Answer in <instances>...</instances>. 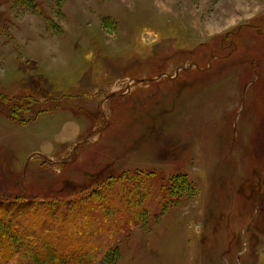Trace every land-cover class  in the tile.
I'll return each mask as SVG.
<instances>
[{"label":"rangeland","instance_id":"374dc122","mask_svg":"<svg viewBox=\"0 0 264 264\" xmlns=\"http://www.w3.org/2000/svg\"><path fill=\"white\" fill-rule=\"evenodd\" d=\"M34 2L0 0V196L109 185V264H264V0Z\"/></svg>","mask_w":264,"mask_h":264},{"label":"trees","instance_id":"16d2710c","mask_svg":"<svg viewBox=\"0 0 264 264\" xmlns=\"http://www.w3.org/2000/svg\"><path fill=\"white\" fill-rule=\"evenodd\" d=\"M14 2L15 5L21 4L38 10L34 0ZM21 96L23 95L18 93L8 96L0 88V112L18 122L30 120L24 119L22 115L25 109L30 111V107L23 108L22 104L13 102ZM132 175L119 174L117 184L125 191L127 202H134L131 206L138 210L137 214L143 215L145 209L139 203L141 197L147 193L148 182L135 186L133 178L137 175ZM89 190L64 205L28 198L23 194L12 196L3 193L0 196L3 200V205L0 204V223L3 222L0 226V241L3 242L0 253L3 261L14 264H87L97 260L106 264L114 262L117 255L107 247L111 241L106 237L109 232L104 230V225L113 224L121 207L116 206L114 193L109 185H100L99 188ZM133 193L135 195L132 196ZM102 199L104 200L100 204ZM90 202L101 205L100 214L97 215L91 207L88 208ZM139 217L132 220L134 225L142 223V218Z\"/></svg>","mask_w":264,"mask_h":264},{"label":"crops","instance_id":"0c3cea01","mask_svg":"<svg viewBox=\"0 0 264 264\" xmlns=\"http://www.w3.org/2000/svg\"><path fill=\"white\" fill-rule=\"evenodd\" d=\"M29 56V55H28ZM37 56H35L34 58H31V59H35V64H36V62H38L39 61V57H37ZM1 86V85H0ZM2 87V86H1ZM6 92V91H5Z\"/></svg>","mask_w":264,"mask_h":264},{"label":"bare ground","instance_id":"6f19581e","mask_svg":"<svg viewBox=\"0 0 264 264\" xmlns=\"http://www.w3.org/2000/svg\"><path fill=\"white\" fill-rule=\"evenodd\" d=\"M1 85V84H0ZM2 86V85H1ZM2 88H3V86H2ZM5 92V91H4Z\"/></svg>","mask_w":264,"mask_h":264}]
</instances>
